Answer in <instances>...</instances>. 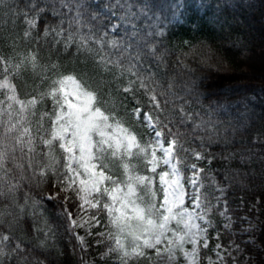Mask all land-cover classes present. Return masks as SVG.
<instances>
[{
	"label": "clouds",
	"instance_id": "1",
	"mask_svg": "<svg viewBox=\"0 0 264 264\" xmlns=\"http://www.w3.org/2000/svg\"><path fill=\"white\" fill-rule=\"evenodd\" d=\"M231 76L243 85H217ZM2 81L0 264H81L66 213L88 166L103 183L83 264H156L123 255L107 210L146 228L183 199L168 223L183 233L194 195L193 230L228 245L197 264H264V0H0Z\"/></svg>",
	"mask_w": 264,
	"mask_h": 264
},
{
	"label": "snow or ice",
	"instance_id": "2",
	"mask_svg": "<svg viewBox=\"0 0 264 264\" xmlns=\"http://www.w3.org/2000/svg\"><path fill=\"white\" fill-rule=\"evenodd\" d=\"M80 18L79 12L77 13V19ZM39 21V16H34L26 20V24L29 29L37 24ZM48 32L45 30V36L47 37ZM117 42L114 40L113 44ZM0 87H11L8 81L0 82ZM15 99V97H12ZM86 108L79 109L78 111H85ZM143 116V113H141ZM91 119V118H90ZM57 135L60 132L57 131ZM71 150V149H69ZM88 171L91 175L88 178L79 179V191L80 203L82 205L81 212L78 214H72L71 210L66 213V218H70V224L73 229L72 243H73V253H75L76 248L80 250L81 264H83V258L88 251V244L91 243L89 234L95 235L100 231L99 227L94 225L100 219L96 217L92 210H98L100 205L95 201L91 200L90 197L94 192L99 191V185L103 183V178L101 177L99 181L96 179V172L91 167L88 166ZM197 181L196 175H194L192 183L195 186ZM71 187V185H69ZM115 199V197H114ZM262 204L264 207V193L261 194ZM184 203L183 199L178 202L170 203L168 200L164 201V207L162 211H165L164 223L155 224L152 221H148V226L142 228L141 226H133L129 223L131 217H129L123 208L119 210V214H115L111 209L107 211L112 213V224L118 230L116 235V245L118 249L123 253L125 257L137 256L143 258L146 261H151L154 257L156 264H175L177 254H182L184 264H197L198 256L203 255L206 251L215 249L216 257L219 259L221 256L227 257V252L224 251L228 247L227 243L222 241V234L216 229L211 228L210 225L205 223L204 230H193L191 221L196 214L203 215V210L198 206L199 201L194 195L192 202V209L185 208L184 212L181 213V220L186 226V231L173 232L169 229L168 223L171 220H176L175 211L180 208V205ZM226 207V206H224ZM136 219L139 221L144 220V213L142 210H136ZM226 224L230 223V218L225 217ZM203 223V222H202ZM83 230V234H81ZM228 229L225 227V232ZM215 232V237L213 240L212 233ZM121 234H126L130 236L134 243L129 250L125 244L124 239H122ZM113 233H109L112 236ZM63 250H61L62 252ZM230 251V249H229ZM230 259V258H229Z\"/></svg>",
	"mask_w": 264,
	"mask_h": 264
},
{
	"label": "trees",
	"instance_id": "3",
	"mask_svg": "<svg viewBox=\"0 0 264 264\" xmlns=\"http://www.w3.org/2000/svg\"><path fill=\"white\" fill-rule=\"evenodd\" d=\"M178 2H180V0H178ZM185 3H187L189 5L190 9H195V5L199 2V0H184ZM183 11V9H179L177 11V20L179 23L183 24L185 23L186 18L183 16H180V12ZM188 17H191L193 15V13L190 11L188 12ZM243 80L244 78L238 77V76H231V77H221L219 79V81H217V85L219 87H227L228 85H243ZM222 228V226H221ZM215 234H213V240H214ZM222 241L227 243V237L226 236H222ZM69 254H71L72 249L69 248L68 249Z\"/></svg>",
	"mask_w": 264,
	"mask_h": 264
},
{
	"label": "rangeland",
	"instance_id": "4",
	"mask_svg": "<svg viewBox=\"0 0 264 264\" xmlns=\"http://www.w3.org/2000/svg\"><path fill=\"white\" fill-rule=\"evenodd\" d=\"M81 234H83V230H81ZM213 258H215L214 254H213Z\"/></svg>",
	"mask_w": 264,
	"mask_h": 264
}]
</instances>
